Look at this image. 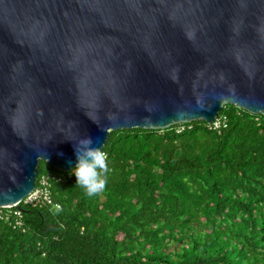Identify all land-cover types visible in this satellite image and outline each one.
Instances as JSON below:
<instances>
[{"label": "water", "instance_id": "95a60500", "mask_svg": "<svg viewBox=\"0 0 264 264\" xmlns=\"http://www.w3.org/2000/svg\"><path fill=\"white\" fill-rule=\"evenodd\" d=\"M224 103L264 115V0H0V206L39 159L69 171L84 135Z\"/></svg>", "mask_w": 264, "mask_h": 264}, {"label": "trees", "instance_id": "16d2710c", "mask_svg": "<svg viewBox=\"0 0 264 264\" xmlns=\"http://www.w3.org/2000/svg\"><path fill=\"white\" fill-rule=\"evenodd\" d=\"M215 119L110 130L91 197L39 159L60 208L0 220V264H264V115L224 103Z\"/></svg>", "mask_w": 264, "mask_h": 264}, {"label": "clouds", "instance_id": "9594fccd", "mask_svg": "<svg viewBox=\"0 0 264 264\" xmlns=\"http://www.w3.org/2000/svg\"><path fill=\"white\" fill-rule=\"evenodd\" d=\"M73 147L75 163L70 170L75 177L74 183L80 186L87 196H94L104 189L107 182L110 172L107 153L101 147V142L94 143L90 135L80 137Z\"/></svg>", "mask_w": 264, "mask_h": 264}, {"label": "built area", "instance_id": "2783aa9c", "mask_svg": "<svg viewBox=\"0 0 264 264\" xmlns=\"http://www.w3.org/2000/svg\"><path fill=\"white\" fill-rule=\"evenodd\" d=\"M216 120V119H215ZM213 121L215 125L218 124V121ZM38 186H34L33 190H31L23 199L17 202V205L11 206H0V220L8 222L13 227H19L22 225V209L20 208V202L27 204H35L38 200L47 202L52 204L55 208H60V204L55 202L49 192L48 182L46 176H40L38 180Z\"/></svg>", "mask_w": 264, "mask_h": 264}]
</instances>
